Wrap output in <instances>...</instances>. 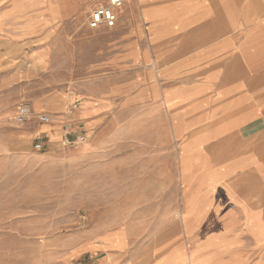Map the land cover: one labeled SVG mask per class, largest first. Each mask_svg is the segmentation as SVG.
<instances>
[{"label":"rangeland","instance_id":"obj_1","mask_svg":"<svg viewBox=\"0 0 264 264\" xmlns=\"http://www.w3.org/2000/svg\"><path fill=\"white\" fill-rule=\"evenodd\" d=\"M108 1L0 0V264H92L85 248L101 236L124 256L183 236L179 118L154 102L142 67L114 62L150 41L142 5L124 4L111 29L88 27ZM12 12L37 37L9 61ZM20 105L30 116L16 124Z\"/></svg>","mask_w":264,"mask_h":264},{"label":"crops","instance_id":"obj_2","mask_svg":"<svg viewBox=\"0 0 264 264\" xmlns=\"http://www.w3.org/2000/svg\"><path fill=\"white\" fill-rule=\"evenodd\" d=\"M136 2L150 41L127 45L114 62L142 67L154 102L179 118L182 191L174 225H183V236L137 256L104 252L101 236L85 252L98 255L92 264H264V0ZM17 14L3 53L9 61L37 37Z\"/></svg>","mask_w":264,"mask_h":264},{"label":"built area","instance_id":"obj_3","mask_svg":"<svg viewBox=\"0 0 264 264\" xmlns=\"http://www.w3.org/2000/svg\"><path fill=\"white\" fill-rule=\"evenodd\" d=\"M131 0H109L108 4L104 7L94 9L88 19V27L92 30L99 29L101 27L111 29L116 24V12L120 10L124 4ZM30 116V108L26 105H20L17 107L13 121L16 124L25 123ZM36 121L42 125L49 124L50 118L44 114L37 115ZM82 140V139H80ZM33 145L36 151H40L43 148V140L40 136L33 138Z\"/></svg>","mask_w":264,"mask_h":264}]
</instances>
